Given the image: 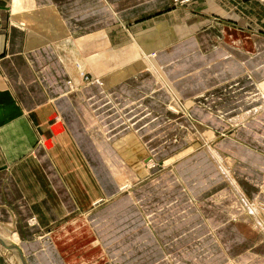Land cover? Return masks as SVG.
<instances>
[{"label":"crops","instance_id":"crops-1","mask_svg":"<svg viewBox=\"0 0 264 264\" xmlns=\"http://www.w3.org/2000/svg\"><path fill=\"white\" fill-rule=\"evenodd\" d=\"M257 219L264 0H0V234L27 264H264Z\"/></svg>","mask_w":264,"mask_h":264},{"label":"rangeland","instance_id":"rangeland-1","mask_svg":"<svg viewBox=\"0 0 264 264\" xmlns=\"http://www.w3.org/2000/svg\"><path fill=\"white\" fill-rule=\"evenodd\" d=\"M192 0H188V1H184V2H174L173 0H172V3L173 4H186V3H189V2H191ZM147 57V56H146ZM147 58H149L150 59V57H147ZM150 64L152 65V66H154V64H153V61L150 59ZM152 66H150V67H152ZM134 67H135V65H132L131 66V68H133L134 69ZM154 68H155V70L157 71V69H156V67L154 66ZM158 75L160 76L161 74L159 73V71H158ZM162 77V76H161ZM92 79H90L88 76H85V79L83 80L84 82H89V81H91ZM98 82L100 81L99 79H96ZM169 86V85H168ZM172 89V88H171ZM173 90V89H172ZM173 93H174V90H173ZM176 94V93H175ZM176 96H177V94H176ZM176 104H177V109L180 111V112H185V106L184 105H182L181 103H180V100H179V98L178 97H176ZM172 109V108H171ZM169 109V111L170 112H172V113H176L177 114V112H179V111H177V110H175V109ZM257 114H254L253 115V117L255 118V116H256ZM235 120V119H234ZM234 120H232V124H234L233 122H234ZM212 132H211V130L210 129H207L206 130V132H204V134H203V136H204V138L205 139H207V138H209V137H211L212 136ZM207 148H208V150L212 153V155H214V157H215V159L217 160V162L221 165V167H222V163L223 162H225V161H227L228 159L227 158H224L223 156H221L220 155V153L215 149V148H213L212 146H210L209 144L207 145ZM213 151H215V152H213ZM215 153V154H214ZM216 155V156H215ZM219 156V157H218ZM221 158V159H220ZM223 159V160H222ZM227 159V160H226ZM221 160H222V162H221ZM229 161V160H228ZM141 162L143 163V164H147L148 166L149 165H153V162L149 159V160H144V161H142L141 160ZM221 162V163H220ZM222 168H226V166H224V167H222ZM125 186H127V184H125L124 186H122V187H125ZM248 203H250V205H251V207H252V209H253V211L256 213V212H258L259 211V209H258V207L257 206H255V204L254 203H252V202H248ZM254 206V207H253ZM258 221H257V226L258 227H262L263 229H264V221L262 220V219H257Z\"/></svg>","mask_w":264,"mask_h":264},{"label":"water","instance_id":"water-1","mask_svg":"<svg viewBox=\"0 0 264 264\" xmlns=\"http://www.w3.org/2000/svg\"><path fill=\"white\" fill-rule=\"evenodd\" d=\"M0 242L5 245L7 248H9L11 251L14 252V254L18 257V259L20 260V263L21 264H27L23 254L19 251V249L17 248V246L12 242L10 241L9 239L3 237L1 234H0Z\"/></svg>","mask_w":264,"mask_h":264},{"label":"bare ground","instance_id":"bare-ground-1","mask_svg":"<svg viewBox=\"0 0 264 264\" xmlns=\"http://www.w3.org/2000/svg\"><path fill=\"white\" fill-rule=\"evenodd\" d=\"M151 66H152V65H151ZM152 68H153V66H152ZM159 77H160L161 79H163V77H161V76H159ZM262 108H263V107H261L260 109L255 110V112H256V113L261 112L260 110H262ZM237 118H238V117H237ZM245 119H246V118H245ZM240 120H241V121L244 120V117H241ZM231 122H232V121H231ZM243 123H244V122H243ZM237 125H238V124H237ZM213 152H215V151H213ZM214 154H215V153H214ZM215 156H216V155H215ZM218 157H219V156H218ZM220 159H221V158H220ZM222 160H223V159H222ZM222 160H221V162H222ZM221 162H220V163H221Z\"/></svg>","mask_w":264,"mask_h":264},{"label":"built area","instance_id":"built-area-1","mask_svg":"<svg viewBox=\"0 0 264 264\" xmlns=\"http://www.w3.org/2000/svg\"><path fill=\"white\" fill-rule=\"evenodd\" d=\"M174 2H184V1H188V0H173Z\"/></svg>","mask_w":264,"mask_h":264}]
</instances>
